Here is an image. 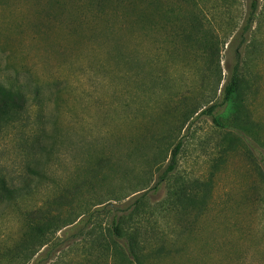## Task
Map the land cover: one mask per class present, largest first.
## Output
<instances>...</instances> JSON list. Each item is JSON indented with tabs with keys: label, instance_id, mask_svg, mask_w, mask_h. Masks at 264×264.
<instances>
[{
	"label": "rangeland",
	"instance_id": "374dc122",
	"mask_svg": "<svg viewBox=\"0 0 264 264\" xmlns=\"http://www.w3.org/2000/svg\"><path fill=\"white\" fill-rule=\"evenodd\" d=\"M248 2L0 0V89L14 97L0 116V264H264V0L240 44ZM235 53L213 123L200 112ZM110 209L137 262L112 253ZM49 217L77 245L45 263L23 245Z\"/></svg>",
	"mask_w": 264,
	"mask_h": 264
},
{
	"label": "trees",
	"instance_id": "16d2710c",
	"mask_svg": "<svg viewBox=\"0 0 264 264\" xmlns=\"http://www.w3.org/2000/svg\"><path fill=\"white\" fill-rule=\"evenodd\" d=\"M257 9V0H249L247 5V11L244 17V25L241 27L239 32V40L240 44L244 41V36L248 33L250 25L252 23L253 16ZM238 71H239V59L238 54L235 53V62L231 67L230 74L227 77L226 83L222 87L221 99L220 102L217 104H213L209 106L207 109L200 112L201 115H206L210 117L211 121L215 123V116L213 111L218 107H223L227 104L230 96L233 94L237 81H238ZM9 93L8 90L4 91L0 89V116L7 115L10 111L6 110L7 106L11 107L10 104L13 103L14 97L7 96ZM2 119V118H0ZM182 146L181 141L179 140L174 147L172 148L169 156L168 163L165 169L161 172L160 176L158 177L157 183L164 181L170 177L171 173L173 172L176 166V159L180 152V148ZM170 174V175H169ZM2 188H5L4 185H1ZM7 190V189H5ZM169 202V200H168ZM112 216L109 222V229H108V237L110 239V246L112 253H118L122 257L128 259L129 257L133 259L134 262H137L132 247V240H133V232H130L127 229H122L125 222L122 221L123 218L118 216L112 209ZM170 210H167L169 212ZM118 212V210L116 211ZM131 214V213H130ZM134 216L135 214H131L129 216ZM66 224L65 223H58L57 221L53 220L52 217H49L44 224H37L34 227V233L28 237V243L23 245V249H25L26 254L29 252V257H33V255L42 249L41 256L39 257L38 261L41 262H49L53 256L58 253L64 251H74L76 250L75 243H65V238H57L54 237L55 233L58 232L61 228H63ZM93 229L85 232V234L91 235ZM104 242V237H102ZM97 241V240H96ZM93 242H90L91 245ZM100 244L99 242L97 243ZM86 245V243L84 244ZM83 245V246H84ZM63 248H67L68 250L65 251ZM63 252V253H64ZM129 262H133L132 260H128ZM19 264V262H17Z\"/></svg>",
	"mask_w": 264,
	"mask_h": 264
}]
</instances>
